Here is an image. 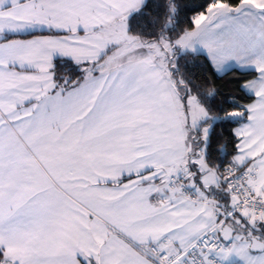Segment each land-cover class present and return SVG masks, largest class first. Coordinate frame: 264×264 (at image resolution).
<instances>
[{
	"label": "snow or ice",
	"instance_id": "obj_1",
	"mask_svg": "<svg viewBox=\"0 0 264 264\" xmlns=\"http://www.w3.org/2000/svg\"><path fill=\"white\" fill-rule=\"evenodd\" d=\"M0 264H264V0H0Z\"/></svg>",
	"mask_w": 264,
	"mask_h": 264
},
{
	"label": "trees",
	"instance_id": "obj_2",
	"mask_svg": "<svg viewBox=\"0 0 264 264\" xmlns=\"http://www.w3.org/2000/svg\"><path fill=\"white\" fill-rule=\"evenodd\" d=\"M208 0H176V3H180L181 5L193 6L197 4H206ZM196 11H203L202 8L196 9ZM195 14V12H188L189 19Z\"/></svg>",
	"mask_w": 264,
	"mask_h": 264
}]
</instances>
